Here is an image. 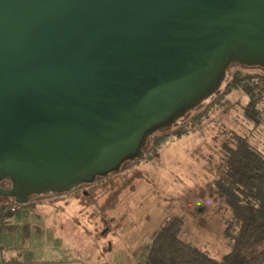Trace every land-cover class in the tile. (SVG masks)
<instances>
[{"label": "water", "instance_id": "95a60500", "mask_svg": "<svg viewBox=\"0 0 264 264\" xmlns=\"http://www.w3.org/2000/svg\"><path fill=\"white\" fill-rule=\"evenodd\" d=\"M231 60L264 65V0H0V195L144 158Z\"/></svg>", "mask_w": 264, "mask_h": 264}, {"label": "rangeland", "instance_id": "374dc122", "mask_svg": "<svg viewBox=\"0 0 264 264\" xmlns=\"http://www.w3.org/2000/svg\"><path fill=\"white\" fill-rule=\"evenodd\" d=\"M237 69L264 74L255 63L229 71ZM223 88L190 113H204L196 129L170 135L150 158L67 191L43 190L31 205L0 214V224L9 225L0 227V264H146L154 236L172 216L183 218L182 240L215 259L229 253L236 225L222 142L247 135L264 153V116L257 126L242 115L248 98L240 90L211 104Z\"/></svg>", "mask_w": 264, "mask_h": 264}, {"label": "trees", "instance_id": "16d2710c", "mask_svg": "<svg viewBox=\"0 0 264 264\" xmlns=\"http://www.w3.org/2000/svg\"><path fill=\"white\" fill-rule=\"evenodd\" d=\"M249 64L231 60L225 66L224 76L213 91L203 96L198 104L187 109L183 115L176 117L170 125L156 129L147 135L142 146V150L145 152L144 159L155 154L162 142L170 135H181L196 129L204 113L196 112L192 115L190 113L198 108L200 103L213 96L215 92L217 93L221 85H224L223 92L211 104L215 103V100H217L216 103H221L222 99L230 92L240 90L248 98L242 115L250 120H256L255 124L260 126L259 116H264V74L243 73L241 69L229 71L233 65L249 66ZM173 127L175 128L171 131L157 134L159 131L169 130ZM222 147L225 172L229 176L230 182L227 193L232 210L231 221L236 225L232 250L221 259L209 256L206 252L179 237L183 218L172 216L154 236L146 256V264H261L264 262V153L247 139V135L241 134H234L229 139H225L222 142ZM136 159L123 160L120 168L112 172L131 167ZM101 177L103 176L98 175L95 180ZM11 183L12 179L9 176L0 179L2 188H9ZM44 190L56 193L63 189ZM40 195V193H31L29 201L23 205H31L34 197ZM0 200V214L2 217L10 216L15 211L11 208L15 203L14 197L0 195ZM8 226L7 223L0 224L1 229ZM251 250L252 253L248 254V251Z\"/></svg>", "mask_w": 264, "mask_h": 264}, {"label": "built area", "instance_id": "2783aa9c", "mask_svg": "<svg viewBox=\"0 0 264 264\" xmlns=\"http://www.w3.org/2000/svg\"><path fill=\"white\" fill-rule=\"evenodd\" d=\"M18 207H19V205L17 203H14L11 208H12V210H16Z\"/></svg>", "mask_w": 264, "mask_h": 264}, {"label": "crops", "instance_id": "0c3cea01", "mask_svg": "<svg viewBox=\"0 0 264 264\" xmlns=\"http://www.w3.org/2000/svg\"><path fill=\"white\" fill-rule=\"evenodd\" d=\"M6 262H7V260H6ZM10 262V261H9Z\"/></svg>", "mask_w": 264, "mask_h": 264}]
</instances>
